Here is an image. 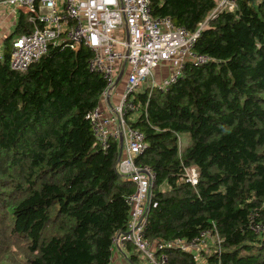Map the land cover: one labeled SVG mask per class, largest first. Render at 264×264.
I'll use <instances>...</instances> for the list:
<instances>
[{"label": "trees", "instance_id": "trees-1", "mask_svg": "<svg viewBox=\"0 0 264 264\" xmlns=\"http://www.w3.org/2000/svg\"><path fill=\"white\" fill-rule=\"evenodd\" d=\"M150 4L153 17L195 31L217 1ZM32 29L22 13L0 61V264H111L135 185L119 170L118 141L102 147L91 128L106 81L89 69L87 47L65 41L28 70L11 69L9 40ZM194 49L212 60L188 64L165 93L140 91L139 118L129 121L147 144L138 162L156 174L146 237L217 236L201 259L157 251L167 264H264V231L255 232L264 225V0H237ZM185 167L199 171L196 184Z\"/></svg>", "mask_w": 264, "mask_h": 264}, {"label": "built area", "instance_id": "built-area-1", "mask_svg": "<svg viewBox=\"0 0 264 264\" xmlns=\"http://www.w3.org/2000/svg\"><path fill=\"white\" fill-rule=\"evenodd\" d=\"M216 1L208 17L195 31H190L176 25L170 17H153L150 0H0V4L14 8L15 12L22 10L33 24L31 32L10 39L11 69L28 70L48 52L51 43L65 41L74 50L83 45L92 52L89 69L106 81L100 103L89 116L93 135L102 147L111 139L119 145L122 140L119 170L135 185L134 193L128 197L127 230L113 238V249L131 244L153 264L168 263L165 252L157 254L164 248L192 251L194 259H201L202 251L207 252L215 243L214 237L217 239L211 230L189 241L156 242L146 237L147 213L152 205H157L152 193L156 174L150 166L138 162L147 144L143 132L130 123L139 118L133 120L131 116L142 108L135 99L145 83L150 81L145 88L149 94L165 93L184 76L188 64L200 66L212 60L194 49L195 42L210 20L237 7V0ZM3 58L0 46V61ZM163 65L168 66L169 74L157 81L154 73ZM183 177L196 184L199 171L185 167ZM255 228L257 233L264 231V225Z\"/></svg>", "mask_w": 264, "mask_h": 264}, {"label": "crops", "instance_id": "crops-1", "mask_svg": "<svg viewBox=\"0 0 264 264\" xmlns=\"http://www.w3.org/2000/svg\"><path fill=\"white\" fill-rule=\"evenodd\" d=\"M22 13L23 11L20 9H16L15 12L14 8L7 6L5 9V7L0 4V46L2 48L5 46L6 39L9 38L12 33H14L17 21L19 20V17ZM154 74L157 81L163 79L169 74L168 66L163 65L161 67H158ZM131 247L132 246H127L126 249L123 250L114 248L111 258V264H153L147 259H140L134 253L130 254L131 252L129 253L127 250L132 251Z\"/></svg>", "mask_w": 264, "mask_h": 264}, {"label": "rangeland", "instance_id": "rangeland-1", "mask_svg": "<svg viewBox=\"0 0 264 264\" xmlns=\"http://www.w3.org/2000/svg\"><path fill=\"white\" fill-rule=\"evenodd\" d=\"M3 6H4L5 9H6V7H7L8 5H3ZM149 84H150V81L147 82V83H145V84L141 87V91L144 90L145 88H147ZM118 90H119L118 93L120 94V92L122 91V85H121V84H119ZM137 116H139V113H136V114L132 115L131 118L134 120ZM187 142H188V135H187V134L185 135V137H180V138H179L180 148H182L183 146H185ZM214 239H215V237H214ZM209 248H210V247H209ZM125 249H126V248H125ZM127 251H128L129 253L131 252L130 254H132V253L136 254L140 259H146L145 256H144V254H143L142 252H140L136 247H133V248H132V251H129V250H127Z\"/></svg>", "mask_w": 264, "mask_h": 264}, {"label": "water", "instance_id": "water-1", "mask_svg": "<svg viewBox=\"0 0 264 264\" xmlns=\"http://www.w3.org/2000/svg\"><path fill=\"white\" fill-rule=\"evenodd\" d=\"M123 73L120 74L118 80H117V83L119 82L121 76H122ZM120 151H122V140L120 141Z\"/></svg>", "mask_w": 264, "mask_h": 264}]
</instances>
